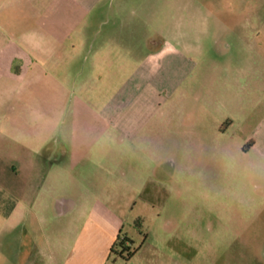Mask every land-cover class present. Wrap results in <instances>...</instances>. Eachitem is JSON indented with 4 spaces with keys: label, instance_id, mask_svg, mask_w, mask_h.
<instances>
[{
    "label": "rangeland",
    "instance_id": "rangeland-1",
    "mask_svg": "<svg viewBox=\"0 0 264 264\" xmlns=\"http://www.w3.org/2000/svg\"><path fill=\"white\" fill-rule=\"evenodd\" d=\"M31 1L30 15L23 2L0 5V88L14 91L0 103V181L62 188L88 183V170L98 185L103 167L129 178L159 168L173 191H101L131 211L130 249L156 250L120 264H264V0H98L66 15L64 30H40L53 0ZM26 33L64 39L45 55L24 44ZM8 50L13 79L1 73ZM106 119L120 120V133ZM72 130L73 172L45 179L37 149ZM143 198L153 204L141 212Z\"/></svg>",
    "mask_w": 264,
    "mask_h": 264
},
{
    "label": "crops",
    "instance_id": "crops-1",
    "mask_svg": "<svg viewBox=\"0 0 264 264\" xmlns=\"http://www.w3.org/2000/svg\"><path fill=\"white\" fill-rule=\"evenodd\" d=\"M96 1L98 0H53L54 6H49L45 9V12L55 16L50 17V22H46L47 26L39 29L64 30V24H69L65 22L67 20L66 15L79 11H90ZM17 2H23L24 15H30L33 12L30 8H26L28 0H0V5L4 4L10 9ZM29 5H32L31 0H29ZM82 35L84 34L82 33ZM24 38L25 45L38 47L40 54L45 55H51V52L49 53L47 49L44 50L43 47H59L64 39L59 34L52 33L39 35L37 38H32L31 35L26 33ZM5 57L6 68L1 73L5 77L13 79L16 73L12 70L11 63L15 61L17 54L15 51L10 53L8 50ZM13 97L14 91H11L10 85L0 88V103H9ZM106 121H108V129L113 128L120 133L122 125L120 120L106 119ZM142 123L144 122L135 123V125L139 126ZM131 126L130 124L128 127ZM127 128L123 135L128 134ZM106 131H108L107 128H104L101 133ZM8 137H4L3 143H6V147L10 148V144L16 142V138ZM58 137L55 139V142H57L56 147H49L48 140H51V138L45 137L37 149L39 157H41L39 160V173L45 174V179L49 175L53 176L61 173L71 175L74 170L72 167L75 163L73 160L75 157L74 152L68 150L69 146L71 148L75 146L76 136L74 137V131L72 130L70 133ZM68 155L70 165L65 166L63 159ZM28 157L27 162L31 163V159ZM172 166L171 171L167 170L165 172L167 179L175 177V164ZM103 168L109 172V177L98 185L89 177L96 172V169L88 170V183L83 185L68 183L63 185L62 188L57 183L50 185L45 183L16 185L13 181L12 183L0 181V264L122 263L125 259L113 254L111 249L116 248L120 238L124 236L132 238L129 233H123L125 221L131 211L127 208L122 210L121 205L117 208L118 204H112V195L102 198L101 191L130 188L135 191L137 196L141 195L143 197L146 190L155 191L160 189L161 186H166L168 191H173L174 186L170 180L165 181V177L161 174L163 170L159 168L152 167L145 172L137 168L132 169L130 174L134 173V176L132 175L130 178L127 176L129 171L122 170L120 174H123V176H120L111 171V168ZM17 169L18 166L15 164L7 165L4 169V175L9 179L10 177L14 179ZM189 169V172L193 170L192 168ZM68 178L69 180L72 179L71 176H68ZM96 187L100 191L98 195L93 194ZM79 190L83 192H79ZM75 191L78 192L75 193ZM145 199H142V207L139 210L145 209L146 206L148 208L149 205L153 204L148 198ZM134 207L135 205L132 206V209ZM138 219H142L140 215ZM160 219L159 223L163 231L170 234L168 225ZM154 251L156 252L152 247L146 246L137 250L131 257L126 259V262L143 254H153ZM146 260L145 264H155L153 257H148Z\"/></svg>",
    "mask_w": 264,
    "mask_h": 264
},
{
    "label": "trees",
    "instance_id": "trees-1",
    "mask_svg": "<svg viewBox=\"0 0 264 264\" xmlns=\"http://www.w3.org/2000/svg\"><path fill=\"white\" fill-rule=\"evenodd\" d=\"M134 241L132 239H130L129 237L124 236L123 238H120L119 241L117 242L116 248L113 247L111 249V252L113 254H116L118 256H121L125 259H128L129 257H131V255H133L136 250H131V244ZM124 251H127V255H123Z\"/></svg>",
    "mask_w": 264,
    "mask_h": 264
}]
</instances>
